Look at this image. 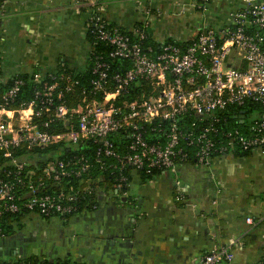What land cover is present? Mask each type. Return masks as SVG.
<instances>
[{"label":"built area","instance_id":"1","mask_svg":"<svg viewBox=\"0 0 264 264\" xmlns=\"http://www.w3.org/2000/svg\"><path fill=\"white\" fill-rule=\"evenodd\" d=\"M6 1L0 0V12ZM198 1L196 8L206 13L217 0ZM97 3L90 7L88 31L107 50L91 52L88 88L63 73H35L29 103L10 108L24 86L20 78L0 95V221L22 211L44 217L79 213L97 190L99 180L91 176L95 169L116 172L118 187H129L128 171L176 173L192 156L209 168L216 157L264 153V0H242L241 9L230 12L220 28L204 26L193 42L158 49L147 44V26L129 32L111 26L94 11ZM1 58L0 53V71ZM144 84L149 92L126 100ZM77 93L78 103L68 106ZM243 112L245 120H240ZM232 115L237 125L229 124ZM191 117L196 123L189 126ZM149 125L158 137L154 143L146 138ZM120 132L129 139L122 153L111 140ZM83 140L97 144L93 158H55L39 174L25 173V163L15 156L23 147L44 150ZM247 223L254 225L251 218ZM233 259L232 248L221 246L197 264H232Z\"/></svg>","mask_w":264,"mask_h":264},{"label":"crops","instance_id":"2","mask_svg":"<svg viewBox=\"0 0 264 264\" xmlns=\"http://www.w3.org/2000/svg\"><path fill=\"white\" fill-rule=\"evenodd\" d=\"M125 31L147 26L153 45L189 44L204 26L221 25L242 0H7L0 12V81L88 66L90 7ZM221 13L198 24L193 12ZM182 20V21H181ZM240 119V117H239ZM249 116L246 121L249 122ZM245 120V119H240ZM124 193L101 186L94 206L71 217L29 214L0 239V261L48 264H197L216 247L232 248V264L264 256V153L228 154L209 168L194 157L176 173H131ZM251 218L254 225L247 223Z\"/></svg>","mask_w":264,"mask_h":264},{"label":"trees","instance_id":"3","mask_svg":"<svg viewBox=\"0 0 264 264\" xmlns=\"http://www.w3.org/2000/svg\"><path fill=\"white\" fill-rule=\"evenodd\" d=\"M110 25V24H109ZM111 26H116V25H111ZM119 27V26H116ZM120 28V27H119ZM121 30H123L122 28H120ZM88 30H92V26H88ZM125 31V30H123ZM127 32V31H125ZM88 39H89V43L91 45V52H96V53H103L104 51L107 50V47L104 44L98 43L96 42L95 38L91 35V33H89L88 31ZM173 43V42H171ZM148 45H152L154 46L156 49H158L160 47V45H153L149 41L147 42ZM179 45H186L184 43H178ZM91 57V53L89 55L88 58V66L86 68V70L82 71V72H75V71H71L69 70L67 67H63L61 68L59 71H56V73H58V75L60 74H66V75H70L75 81L79 82V85L81 87H86L88 88L90 86V81L92 80V61L90 60ZM119 64V63H118ZM116 68V64L113 66V70ZM2 71V70H1ZM1 71H0V76H1ZM16 78H20L24 81V86L21 88L20 93L17 96V100L16 102L10 107L12 109H19L21 107V105L23 103H29L30 101L33 100L34 98V92H35V83L33 82V75L29 76V75H18L15 76L13 79L9 80L7 83L1 82L0 81V95L2 93H4L5 91H7L14 83ZM149 92L150 88L147 84H144L143 87H137V89L133 92V94L129 97L126 98L127 101H133L134 99H136L137 97L141 96L142 92ZM77 93L76 95H74L73 97H69L68 99V106H75L78 103V99L75 98V96L78 97ZM229 116V115H227ZM196 118L195 117H191V119H188V121H186L187 124H189V126L192 123H196ZM38 122V121H36ZM228 122L230 125H237V121L235 120V117L232 115L229 119ZM76 121H75V125H76ZM62 127V126H60ZM65 127H67V124H65L63 126V130L67 131L68 129H66ZM185 128H188V125L184 126ZM147 130V134H146V138L149 142L154 143L156 141H158V137L157 135L152 132L151 130L155 127H152L151 125L145 127ZM162 139V138H161ZM111 140L113 141V143L115 144V148L117 149V151H119L120 153H122L125 149V146L127 145L129 139H128V135L124 132H120L117 134H114L111 137ZM97 148V144H95L93 141L91 140H83L78 144H59V145H54L51 146L47 149L41 150V149H36V150H32V151H28L25 147L23 148H19L15 151V156L17 158H19L22 162L25 163V173H33V174H39L41 167L45 164L46 161H51L54 160L55 158H59V159H68L69 157L73 156V155H80V154H85L90 158H93V156L95 155V151ZM238 154L240 156H245L248 155L249 153H235ZM194 157H190L189 161H192ZM188 161V162H189ZM140 174H144L152 177L153 175L159 173V172H154L151 174L145 173V172H139ZM127 175L129 177V180H131L130 176H131V171L127 172ZM93 178L98 179L99 182L96 183V187H102L104 188V190L106 192H110V193H117V194H121L124 193L128 190L129 187H125L122 186L118 187V182H117V173L115 172L114 174H111L110 171H100L99 169H95L92 172L91 175ZM131 182V181H130ZM63 187H65L67 185V183H62ZM67 188V186H66ZM97 191V190H96ZM95 191L94 195L89 197L86 201L83 202V204L80 207V211L83 210H87L90 209L94 206V198L97 194V192ZM29 215V213L27 212H20L17 214H12V215H6L5 217H3L0 221V227L2 228L5 237L7 235H9L10 231V227H12V225L14 223H20L22 222L27 216ZM67 217H71V216H67ZM3 262V261H2ZM5 262V261H4ZM7 262V261H6ZM12 263H28V262H35V263H41V264H48L46 262H42L38 259H20L17 261H9ZM258 264H264V256L263 258L260 260V262Z\"/></svg>","mask_w":264,"mask_h":264},{"label":"rangeland","instance_id":"4","mask_svg":"<svg viewBox=\"0 0 264 264\" xmlns=\"http://www.w3.org/2000/svg\"><path fill=\"white\" fill-rule=\"evenodd\" d=\"M211 11H209L206 15H201L200 13L196 14L195 12H193V15L196 16L195 17V21L198 22V24H207V23H211V18L212 17H216L217 21L215 24H220V22L218 21V18L220 15H222L221 13H210ZM182 21V20H181ZM223 25V23L219 26V25H212V28L217 29L220 28ZM210 26V25H209Z\"/></svg>","mask_w":264,"mask_h":264},{"label":"water","instance_id":"5","mask_svg":"<svg viewBox=\"0 0 264 264\" xmlns=\"http://www.w3.org/2000/svg\"><path fill=\"white\" fill-rule=\"evenodd\" d=\"M240 119H245L244 112H243V115H242V116H240Z\"/></svg>","mask_w":264,"mask_h":264}]
</instances>
